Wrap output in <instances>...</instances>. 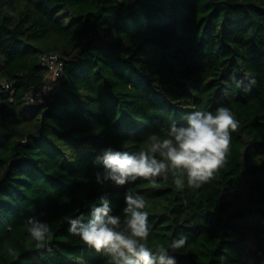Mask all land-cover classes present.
<instances>
[{"label":"trees","instance_id":"trees-1","mask_svg":"<svg viewBox=\"0 0 264 264\" xmlns=\"http://www.w3.org/2000/svg\"><path fill=\"white\" fill-rule=\"evenodd\" d=\"M44 53L64 75L30 103ZM220 106L239 128L209 183H97L104 149L137 151ZM128 189L145 198L149 247L186 238L176 264H264V0H0V264H108L68 218L101 197L122 216ZM28 217L50 225L45 248Z\"/></svg>","mask_w":264,"mask_h":264},{"label":"clouds","instance_id":"clouds-1","mask_svg":"<svg viewBox=\"0 0 264 264\" xmlns=\"http://www.w3.org/2000/svg\"><path fill=\"white\" fill-rule=\"evenodd\" d=\"M186 123L170 125L163 136L152 133L137 151L104 149L101 160L103 173H97L99 184L110 182L116 187L157 178H173L178 189H199L212 181L225 167L231 148V135L239 121L226 106L215 112H190ZM121 215L112 214L110 201L101 197L93 204L89 219L68 218L69 233L78 236L84 245L107 258L108 264H176L168 249L182 248L186 238L173 239L168 247H149L151 227L143 195L128 189L124 193ZM30 242L43 249L53 239L50 225L36 217L25 220ZM8 254L15 256L13 248Z\"/></svg>","mask_w":264,"mask_h":264},{"label":"built area","instance_id":"built-area-1","mask_svg":"<svg viewBox=\"0 0 264 264\" xmlns=\"http://www.w3.org/2000/svg\"><path fill=\"white\" fill-rule=\"evenodd\" d=\"M41 64L46 70L48 83L40 90L32 89L29 91L27 96V101L30 103H36L43 98L47 97L51 91L54 89V86L57 84L59 79L64 75V62L61 59V56L56 53H44L41 56ZM9 88V86H6Z\"/></svg>","mask_w":264,"mask_h":264}]
</instances>
